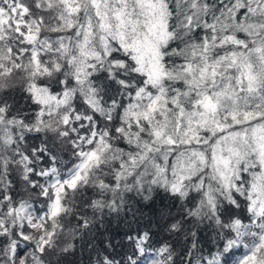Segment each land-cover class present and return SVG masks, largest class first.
I'll return each mask as SVG.
<instances>
[{
	"label": "snow or ice",
	"instance_id": "obj_1",
	"mask_svg": "<svg viewBox=\"0 0 264 264\" xmlns=\"http://www.w3.org/2000/svg\"><path fill=\"white\" fill-rule=\"evenodd\" d=\"M0 264H264V0H0Z\"/></svg>",
	"mask_w": 264,
	"mask_h": 264
}]
</instances>
